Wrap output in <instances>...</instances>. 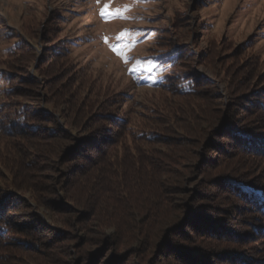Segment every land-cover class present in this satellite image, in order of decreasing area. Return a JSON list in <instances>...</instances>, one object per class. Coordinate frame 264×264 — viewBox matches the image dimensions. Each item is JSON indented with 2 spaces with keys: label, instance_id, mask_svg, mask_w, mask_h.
Masks as SVG:
<instances>
[{
  "label": "rangeland",
  "instance_id": "374dc122",
  "mask_svg": "<svg viewBox=\"0 0 264 264\" xmlns=\"http://www.w3.org/2000/svg\"><path fill=\"white\" fill-rule=\"evenodd\" d=\"M105 4H109L113 10L127 5L129 10L124 13L127 19H112L105 22L99 14ZM152 27L155 30L150 38L147 31ZM124 29L139 33L136 36L135 47L126 53L130 58L127 64L109 46L117 44V47H120L126 42L121 40L117 43L115 40ZM163 35L164 40L160 37ZM104 37L108 38V43ZM157 40L165 41L168 45L193 41L198 44V49L203 55L194 64L196 70L210 79L212 82L209 84L210 87H216L225 102L223 105L233 112V118L238 119L240 123L250 121L249 124L253 120L255 127L260 126L254 119H264V115L261 117L250 114L246 110L253 107L251 103L253 100L249 101L253 97V91L257 88V91H261L264 85V0H100L99 4L97 0H0V103L3 102L8 85L16 82L19 76L26 78L29 74L38 77L40 85L33 89L31 86H24L23 90L27 94L36 91L32 93L35 97L33 101L39 102L40 107L46 109V99H50L48 95L57 82L49 86V82L53 81V77H48L51 74L38 76L36 71L41 63H45L43 59H46L47 53L54 47L59 45L64 47L67 43L70 45L65 49L64 61L70 68L64 69V73L76 80L86 79L93 90L99 91L100 94L95 97L91 92V96L88 97L86 86L81 87V84L73 86L72 91L77 96L74 99L78 102L82 98L84 100L83 105L77 108L63 99L70 89L62 86L60 95H57L58 99L52 102L54 117L60 120L63 127H69L73 134L80 137L78 142L85 139L86 133L102 121L97 112L106 108L101 101L108 96L119 99L116 100L117 106L113 105L110 108L116 112L127 113V118L131 119L134 126H143L147 123L145 120L152 122V118L148 116L153 114L149 111L152 107L159 111L163 109L165 112L171 111L172 108L169 114L159 113L165 116L164 118H170L176 110L172 96L159 87H150L152 77L157 78L156 74L160 75V69L152 67L151 72L147 70V62L152 61L148 58L149 51ZM19 44L21 46L17 51L11 53ZM29 50L32 53L28 56L20 54ZM136 60L143 61V65L137 67ZM56 67L58 69L59 66ZM133 67L136 70L130 71L129 69ZM73 70L78 76L73 74ZM20 99L31 100L27 96ZM99 102L102 106H96ZM206 104L207 112L218 114V111H221V106L217 109L215 105H208L207 102ZM226 115L228 114L222 116ZM201 119L197 118L191 122L195 124L197 130H201L202 136L200 132L191 136L194 137L189 147L191 158H187L189 152L185 157L183 153H177L178 163L173 164L174 174L166 173L165 177L163 176L169 180L163 189L162 197L154 195V191L152 192V188L149 187L150 181L145 182L144 187L135 189L128 180L122 183L119 179L105 175L104 171H98V168L82 169L68 189L54 188L52 183L55 180L60 182L66 177L74 168V163L78 161L76 154L67 155L76 145L71 142L67 147V142L58 140L51 144L37 142L35 146L27 147L22 142H16V146L24 145L26 149L25 158L21 153L23 160L36 153L37 164L42 161L38 164L40 171H37L38 169L34 171L36 177L47 183L46 187L49 189L48 192L39 194L38 200L33 201L34 198L31 199V196L27 197V200H31L33 209L45 216V222L53 228L62 230L68 237L66 244L60 247L64 250L63 254L55 255L56 264H69L74 257L84 256V253H81L83 251H89L86 253L89 256L93 254L98 264H103L105 257L108 258L114 251L119 256L122 255L121 260L124 264L128 261L123 259L129 257H132L130 264H146L150 261L151 264H158L159 262L155 260L157 250L163 248L162 251H165L163 254L171 253L169 252L171 247L173 250L183 251L182 244H185L183 238L187 239L189 244L206 248L209 242L218 243L220 247L226 244L224 241L230 243V240L236 239L220 234L221 237H218L206 231L207 229L211 231L210 228L215 226L216 221L220 225L231 227L236 235L249 230L251 233L250 213L227 206L226 195L220 191L215 178L220 173L219 165L236 163L237 168L247 170V174L253 176L254 181L264 183V158H250L247 154L243 156L235 152H232L235 154L233 156L232 153L227 154L225 148L228 147L226 145L228 138H223L221 133L212 137L214 132L221 128L222 123L214 124L217 119L209 122L213 124L212 134L210 131L204 132L197 126L201 124ZM155 120L158 119H154L153 123ZM150 125L154 127L153 124ZM167 127L169 123H166L165 129ZM7 128L9 129L8 126ZM190 128L195 129L194 126ZM1 131L0 129V153L5 152L3 153L5 161H13L18 154L15 150L9 155L6 154L11 145ZM209 139L219 140L220 143L217 144L221 147L215 150L214 145L208 146ZM249 144L252 146L255 143ZM61 150L66 152L60 154ZM68 158L74 160L64 162V159ZM185 167L188 170H185ZM110 169L116 171L118 166L113 165ZM69 197L73 198L75 203L67 202ZM137 199L140 202H136ZM123 204L127 210L123 211ZM65 206H69L72 212L69 214L63 212ZM157 207H160L163 213L154 214L153 211ZM189 207L202 211V215L212 222L206 225L209 228L204 225L206 221L196 219L192 223L188 220L185 211ZM122 215L138 216L131 221L136 222L140 232H144L145 236H142L143 240L140 241L132 240V247L125 251L123 244L119 246L113 244L109 251L105 243L99 242V238L126 235L130 232L126 228L132 226L130 224L127 227L119 226L120 228L100 226L94 220L102 219L107 222L112 218L120 221ZM220 238H223V242ZM166 240L167 242H164ZM200 240L207 242L204 244ZM252 244H242L240 250L242 252L253 250L257 253L256 257L264 259L262 241L258 238ZM154 249L155 252H152ZM128 253H135L136 256ZM138 253L143 255L140 256ZM214 258L209 256V264L214 262ZM176 261L179 264H189L187 261L186 263Z\"/></svg>",
  "mask_w": 264,
  "mask_h": 264
},
{
  "label": "trees",
  "instance_id": "16d2710c",
  "mask_svg": "<svg viewBox=\"0 0 264 264\" xmlns=\"http://www.w3.org/2000/svg\"><path fill=\"white\" fill-rule=\"evenodd\" d=\"M154 30L152 27L147 31L150 38H152ZM161 30L167 31L165 29ZM160 37L163 40L165 38L164 35ZM182 43L168 45L165 41L157 40L154 44L155 46L151 47L152 49L149 51L150 55L148 56V58L152 59L153 67L160 69V75L156 74L157 78L152 77L150 87H159L163 92L172 96V100L176 104V106L174 105L176 110L174 109L173 116L164 118L165 116L159 115L161 112L171 113L172 108H170L171 111L167 110L165 112L163 109L159 111L152 107L149 111L153 114L148 115L152 118V122L149 123V121L145 120L147 123L137 127L131 123L130 118H127V113L116 112L110 108L113 105L117 106L116 100L118 98H109L108 96L101 101L106 108L104 110L101 109V112H97L102 121H100L99 125L90 129L84 136L85 139L79 142L80 137L76 136L75 133L73 134L72 129L69 127H63L60 120L54 117V105L52 102L58 99L57 95H60L59 92L62 91V86L70 89V92L66 93L63 99L77 108L83 105L84 100L82 98L78 102L74 99L77 96L72 91L73 86L80 84L82 85L81 87L86 86V91L88 92H86V96L88 97L91 96V92L95 97L100 96V94L99 91L93 90L86 79L77 78L76 80L74 77L64 73V69L70 68L64 61L65 49L70 44L67 45L66 43L65 46L63 44L64 47L61 45L54 47L53 52L47 53L46 59H43L45 63H41L40 68L36 71L38 76L51 74L48 77H53V81L49 82V86L57 82V85L48 95L50 99H46V109H42L39 102L33 101L35 97L32 93L36 91L33 90V92L30 91L27 94L23 90L24 86H31L33 89L36 85H40L38 77H33L29 74L26 78H20L19 76L16 82H11L8 85L3 102L0 103V129L11 145L6 154L9 155L15 150L18 156L13 158V161H5L6 158L3 156L5 152L0 153V264H56L55 255L64 252L60 247H63L62 244H66L68 239L65 236V232L56 227L53 228L45 222V216L33 209L31 200H27V197L31 196L34 201L39 194L48 192L49 189L46 187L47 183L40 181L41 178L35 175L36 172L34 170L39 168L38 164L42 161L37 164L36 153L27 156V159L23 160L22 154H24L25 158L26 149L23 147L24 145L16 146V142H22L27 147L35 146L37 142L39 144H51L58 140H64L62 141L63 143L67 142V147L71 145V142L76 145L67 155L76 154L78 161L74 163V168L67 173L66 177L62 178L60 182L55 180L52 183L54 188L68 189L75 176H79L82 169L98 168V171H104L105 175L119 179L122 183L128 180L130 184L134 185L135 189L140 186L144 187L145 182L150 181L152 183L149 186L152 188L151 191H154L155 196L160 195V197L164 196L163 189L169 180V178L167 180L164 179V174H174L173 164L178 163L177 153L181 152L185 157V154L189 152L187 158H191L189 147L191 146V141H194V137L191 138V136L199 132L202 136L201 130H197L198 128L192 123L197 118L201 119L203 117L200 120L202 121L201 124L197 126L200 129L202 128L204 132L210 131L212 134L213 124L211 125L209 122L217 119L214 124L222 123L221 128L216 130L212 137L221 133L223 138H228L226 144L228 147L226 146L225 148L227 154L235 152L241 155L247 154L250 158H264V119H254L260 123H258L259 127H255L253 120L249 124L250 121L240 123L238 119L233 118V112L231 113V109L223 105L225 102L216 87H210L209 84L212 83L210 79L198 72L194 66L198 58L203 55L202 51L198 49V44L194 41L186 44ZM21 44L24 45L22 42ZM21 44L11 53H15ZM21 53L28 56L32 52L29 50ZM56 65L59 66L58 69ZM75 72L73 70V74L78 76ZM234 72L233 70L232 73ZM9 76L12 77L10 74ZM257 89L253 91L252 99H249L250 102L253 100L251 102L253 107L248 108L246 111L262 117L264 115V85L261 91H257ZM25 96L31 100L24 101L23 99L22 101L20 99L21 97L25 98ZM206 102L208 105H215L217 109L221 106L220 110L222 112L218 111V114L211 111L207 112ZM96 106L102 105L99 102ZM222 108L226 109L227 112ZM225 113L228 115L222 116ZM176 114L181 116L177 117ZM154 119H158L159 122L155 120L153 123ZM163 119L167 121L164 122ZM166 123H169V127L165 129ZM150 124H153L154 127H151ZM190 126H194L195 129L190 128ZM251 142L255 144L250 146L249 143ZM207 143L208 146H210L209 144L214 145L215 150H218L219 146L221 147V145L217 144L220 143L219 140L209 139ZM63 148H65V145ZM59 152L61 154L66 151L61 150ZM233 155L235 154L232 153L231 156ZM72 158L64 159V162L74 160ZM113 165L118 166L116 171L119 173L110 169ZM237 166L238 164L236 163L219 165L220 173L216 175L215 181L221 189L220 191L226 195L227 206L246 210L247 214L250 213L249 224L251 233L249 230L244 233L239 232L240 235H236L231 227L220 225L216 221L214 227L210 226L211 231L208 229L206 231L218 237H221L219 236L220 234L229 238L235 237L236 239L230 240V243H228L227 241L223 242V238H220L223 243H226L225 245L219 247L218 243L209 242L208 248H206L197 244H189L188 240L183 238V243H185L182 244L183 251H176L171 247V251H169L171 253L163 254L165 252L162 251L163 248L157 250L155 260L159 262L158 264H179L176 260L185 261V263L187 261L189 264H209L210 255L215 257L214 262L210 264H219V261L222 262L221 264H264V259L256 257L257 253L253 250L248 252L240 250L242 244L253 245L252 242L257 241L258 238L262 241V246L264 245V183L254 181V177L249 176L246 172L247 170L237 168ZM185 170L188 169L185 167ZM37 171H40V169ZM5 175H8L9 178ZM112 190H118V188H112ZM67 202L73 204L75 200L69 197ZM136 202H140V200L137 199ZM128 204L131 205V202ZM61 207H64V205H61ZM124 207L123 204V211L127 210ZM64 211L66 214L72 212L69 206H65ZM199 211L189 207L186 209L185 214L188 215L190 222L193 223L196 219H200L202 222L206 221L204 223L206 226L210 221L202 215L201 210ZM153 212L159 215L162 211L160 207H157ZM136 217L138 216L132 215L129 217L122 215L120 221L110 218L107 222L102 221V219H95L94 222L100 226H114V228H120L119 226L127 227L128 224L132 226L126 228V230L130 231L128 232L129 234H121L115 237L112 235L104 239L100 237L99 242L105 243L109 251L113 244L116 246L123 244L125 246L123 251H125L132 247V240H143L142 236H145V233L140 232L136 222L131 221V219ZM129 221L131 222L129 223ZM169 229L170 227L167 230ZM180 232L183 233V231ZM164 242H167V240ZM201 242L206 244L205 242L207 241ZM153 251L155 252V249ZM146 252L144 255H146ZM81 253H84V256L74 257L69 264H98L93 254H90V256L86 254L89 251ZM141 253H138V255L142 256L143 254ZM128 254L136 256L135 253ZM105 259L103 264H122L123 262L121 260L122 255L119 256L115 251L108 258L105 257ZM123 260L128 261L127 264H130L132 257ZM146 264H151V261Z\"/></svg>",
  "mask_w": 264,
  "mask_h": 264
},
{
  "label": "snow or ice",
  "instance_id": "6c2138e0",
  "mask_svg": "<svg viewBox=\"0 0 264 264\" xmlns=\"http://www.w3.org/2000/svg\"><path fill=\"white\" fill-rule=\"evenodd\" d=\"M97 3H100V0H97ZM129 10L128 6L125 5L123 8H116V9H111L109 4H105L103 8L100 9V16L102 19L105 20V22L112 20V19H127V17L124 15L125 12H127ZM139 33H133L127 29L122 30L116 37L115 40L117 41V43H119L121 40L126 41L124 44H122L120 47H117V44H110V48L112 49V51L117 54L118 56H120L122 58V60L124 61V63H129V56L126 54L127 51H130L132 48L135 47L137 41H136V36ZM104 40L106 43H108V38L104 37ZM143 61L141 60H136V66H142L143 65ZM153 67L152 62L149 60L147 62V70L149 72H151ZM130 71H135L136 68L133 67L131 69H129Z\"/></svg>",
  "mask_w": 264,
  "mask_h": 264
}]
</instances>
